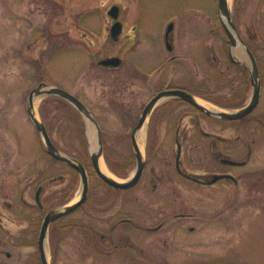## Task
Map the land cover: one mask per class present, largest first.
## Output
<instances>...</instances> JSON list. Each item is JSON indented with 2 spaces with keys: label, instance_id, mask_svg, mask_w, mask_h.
<instances>
[{
  "label": "rangeland",
  "instance_id": "374dc122",
  "mask_svg": "<svg viewBox=\"0 0 264 264\" xmlns=\"http://www.w3.org/2000/svg\"><path fill=\"white\" fill-rule=\"evenodd\" d=\"M228 4L242 29L256 34L264 64V0ZM112 6L119 8L116 19ZM116 20L123 31L114 40ZM171 22L169 54L164 33ZM219 28L217 0H0V264L39 262L43 217L60 206V191L75 180L74 171L47 155L27 114L30 91L43 82L78 97L96 118L103 143L130 158V133L163 83L215 100L224 94L219 73L229 64L228 44L224 53ZM108 57L122 65L100 64ZM45 99L34 102L36 116L47 120L52 141L73 157L71 151H82L80 124L64 118L62 101ZM252 117L259 120L239 127L190 104L162 100L144 128L140 181L116 196L89 177L86 202L59 221L57 244L48 242L49 262L264 264V83ZM83 126L88 142L90 126ZM218 151L246 164L223 165ZM213 173L235 181L203 183ZM80 194L77 176L68 203ZM96 246L109 254H97Z\"/></svg>",
  "mask_w": 264,
  "mask_h": 264
},
{
  "label": "water",
  "instance_id": "95a60500",
  "mask_svg": "<svg viewBox=\"0 0 264 264\" xmlns=\"http://www.w3.org/2000/svg\"><path fill=\"white\" fill-rule=\"evenodd\" d=\"M217 11L219 15V19L221 21L222 27L226 33V36L232 46L235 45V25L233 23L232 17H231V11L229 8V4L227 0H217ZM110 15H113V17H116L118 14V7L113 6L110 11ZM173 24L170 23L167 26L165 35L168 36L169 32L172 30ZM121 29V24L116 23L112 26L111 30L112 33L115 35L117 34ZM253 60V57L250 56ZM254 62V61H253ZM105 66H118L120 64V60L118 58H109L102 60L101 63ZM257 74L254 73L252 78V86H253V94L252 97L248 103V105L239 111L234 112H213L209 111L206 108H204L202 105L198 104L195 100V97L181 89H167L162 90L156 93L144 106L141 115L131 131L130 135V142H131V148L133 157L135 160V169L133 174L127 178L124 181H119L113 177H110L103 173L100 168V159L103 155V143H102V135H101V129L94 118V116L90 113L88 108L73 94L67 92L66 90H63L59 87L46 84V83H40L37 87L32 89L28 95L27 99V114L30 119V121L35 126L36 130L38 131L41 140L44 144L45 150L47 154L54 158L56 161L61 162L68 167L74 169L80 178V185H81V194L77 201L70 204H65L63 206L54 208L50 211H48L41 222L38 238H37V249H38V255L39 260L41 264H50L47 260L46 255V243H47V237H48V230L49 226L59 218H62L73 211L77 210L80 206H82L86 199L88 194V174L83 166L82 163L77 161L75 158L66 155L65 153L61 152L51 141L49 134L47 132V129L44 125V123L37 118L35 110H34V102L38 98H43L47 96H55L58 97L67 103H69L83 118L87 126L93 127L96 134V143L93 149H89V157L92 164V167L96 173V175L107 185L126 190L134 187L140 180L141 175L143 173V170L145 168V160L143 157V154L141 153V150L139 148V145L137 143L136 135L140 131V129L144 126V124L147 122V119L149 115L151 114L154 107L163 99H173L178 98L183 101H186L193 105L195 108H197L199 111L205 113L206 115L215 116L218 118L226 119V120H236L245 117L248 115L257 105L258 99H259V83L256 81ZM90 144V142H89ZM233 164V162H231ZM39 204L38 200H36Z\"/></svg>",
  "mask_w": 264,
  "mask_h": 264
},
{
  "label": "flooded vegetation",
  "instance_id": "af4514ba",
  "mask_svg": "<svg viewBox=\"0 0 264 264\" xmlns=\"http://www.w3.org/2000/svg\"><path fill=\"white\" fill-rule=\"evenodd\" d=\"M233 21H234L235 30H236L235 45L234 46H232L230 44L229 40L227 39L226 33H225L224 29L222 28L221 23L219 21V24H220L219 31L221 33H223V35H224V40H223V43H224L223 44V46H224L223 52L224 53L226 50L225 47L228 44L227 57H228V63H229L226 65V68L224 70H221L220 73L218 72L220 75V78L223 81V85H224L223 90L225 91L224 94H222L220 96L219 100L208 98V97H206L200 93H191L188 90H185L183 88L169 85L167 82L163 83L158 88V91L156 93H158L159 91H162V90H167V89H181V90H184L190 94H194L195 96L202 99L203 101H207V102H210V103L216 105L218 107L217 109H219V111H222V112L239 111L240 109H242L248 105V103L252 97V94H253L252 78H253L254 73H256L257 74L256 81H258L259 87H260L259 99H258V102H257V105L255 106V108L248 115H246L243 118L236 119V120H226V119L218 118L215 116L206 115L205 113L201 112L207 117H213V118L219 119V120H221V122L237 123L239 125V127H241V126L245 125L244 123L249 121V120L256 119L255 122H257L259 120L258 117L253 118L252 114L260 106V100L262 97L263 83H264V81H263L264 80V66H263L264 64L258 56L259 50H258V47L256 46V44H257L256 34L254 32L245 31L244 29H242L240 22H238V17H234ZM121 24H122L121 31L115 35L114 34L111 35L114 40H117L118 36L123 31V23L121 22ZM128 36L129 35H127V37ZM171 40H172V38L169 39V36H167V38L164 36L165 48L167 50V46L169 47V50H167V52L169 54L174 52V46L172 45ZM237 51H239L241 53V56L238 55ZM209 52L210 51H208L207 56L205 55V59L207 60V63L210 60ZM250 56L253 57V60L251 59ZM240 57H242V58H240ZM176 59H177L176 54H174V56L172 55L170 57V61L176 60ZM212 59L214 61H217L218 60L217 55L213 54ZM231 69L233 70V76H230L228 74V72ZM169 100L171 102L172 101L184 102V101L179 100V99H169ZM184 103H187V102H184ZM161 108L162 107H160L159 109H161ZM260 122H262V123L264 122V117H261ZM177 148H178V153H177V157H176V165L178 166L180 149H181L179 143H177ZM216 154L217 155L214 154L215 157L223 165L241 166V165L246 164V161H247V160L236 161L233 159L221 157V153L219 151ZM249 155H250V150L248 152V156ZM231 162H233V164ZM206 179H207L206 182H203L202 180H197V181H200V182H203V183L209 184V185H213L217 182H220V181H223L226 179L235 181L234 177L229 173H213L211 175L206 176ZM49 239H50V235H49ZM38 259H39V255H38ZM39 264H41L40 260H39Z\"/></svg>",
  "mask_w": 264,
  "mask_h": 264
},
{
  "label": "trees",
  "instance_id": "16d2710c",
  "mask_svg": "<svg viewBox=\"0 0 264 264\" xmlns=\"http://www.w3.org/2000/svg\"><path fill=\"white\" fill-rule=\"evenodd\" d=\"M49 99H51V100L56 99V100L62 101L63 104H65V107L63 109L64 110V118H66V119L75 118L79 122V124H80L79 137L81 138V141H82V146H81L82 147V151L81 152H77V153H75V151H71V152L73 154H75V155H73L74 158H76L77 160H79L80 162H82L85 165L87 171L89 172V175L91 177L96 178L97 180H99L96 177L95 173L93 172L92 166H91L90 161H89L87 141H86V137H85V130H84L83 120H82L81 116L68 103H66L65 101H63V100H61V99H59L57 97H47V99H45L44 102L49 100ZM42 117L46 118L44 116V114L42 115ZM46 121L47 120L45 119L44 120V124H45V126H46V128L48 130L49 135H50V133L52 131V128H48L47 125H49V124H47ZM59 149H61V148H59ZM115 152H116L115 150H113L111 147H108L107 144L105 143L104 144V153H103L104 161H105L108 169L112 173H114L118 177H122V178L126 177L128 175L129 170L134 165L133 157L132 156L130 158L118 157V155H116ZM74 178H75V180L70 181V183H68L66 185V187L63 188L60 191V196H61L60 200H59V204L60 205L65 204V203L70 201L72 192L77 187V176H76V174L74 175ZM102 184L105 185L104 183H102ZM105 186L110 191H112L116 196H118V194H123L124 193V191H122V190L114 189V188L108 187L107 185H105ZM61 193H62V195H61ZM60 220L55 221L50 227V231H49L50 242H51V244L53 246L56 245L57 242L59 241V240H56L55 238L58 236V232L61 229V226H59V221ZM78 226H80V225L77 224V227ZM89 229H90V235L92 236V238L96 239L97 238V231L92 226H89ZM95 248H96V253L97 254H106V253L109 254V252H110V251H105V250L102 251L101 249H98V246H96ZM35 264H39V262L38 263L36 262Z\"/></svg>",
  "mask_w": 264,
  "mask_h": 264
},
{
  "label": "bare ground",
  "instance_id": "6f19581e",
  "mask_svg": "<svg viewBox=\"0 0 264 264\" xmlns=\"http://www.w3.org/2000/svg\"><path fill=\"white\" fill-rule=\"evenodd\" d=\"M237 53H238V55H240L241 56V53L239 52V51H237ZM196 101L200 104V105H202V106H204L207 110H210V111H213V112H217V111H219V109H217L216 107H214V106H212V105H210V104H208L207 102H205V101H203L202 99H200V98H196ZM36 102V101H35ZM145 126L143 127V128H141L140 129V131L137 133V135H136V138H137V143H138V145H139V148H140V150H141V153L143 154V145H144V131H145ZM91 130L89 129V135H90V140H91V149H93L94 148V146H95V141H94V139H93V137L91 136ZM100 168H101V171L103 172V173H105L106 175H108V176H110V177H115L110 171H109V169L107 168V166L105 165V163H104V161H103V159H100Z\"/></svg>",
  "mask_w": 264,
  "mask_h": 264
}]
</instances>
